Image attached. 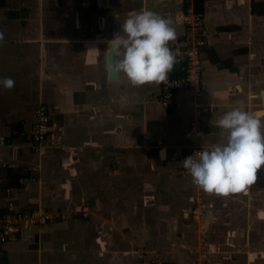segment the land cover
Masks as SVG:
<instances>
[{
  "label": "crops",
  "instance_id": "obj_1",
  "mask_svg": "<svg viewBox=\"0 0 264 264\" xmlns=\"http://www.w3.org/2000/svg\"><path fill=\"white\" fill-rule=\"evenodd\" d=\"M72 1L53 35L20 28L0 40V81H14L11 90L0 84V213L6 189L20 211L65 213L22 227L4 244L3 264H151L157 256L195 264L200 228L217 249L209 264H264V166L245 192H203L183 167L191 91L180 90L165 108L160 84L134 87L106 71L107 42L129 16L151 10L183 36L178 15L186 2ZM193 9L208 41L198 98L207 107L208 150L226 142L216 126L226 112L240 107L264 122V0H193ZM39 104L51 134L38 153L28 136ZM198 192L205 212L195 223ZM84 202L85 217L74 213Z\"/></svg>",
  "mask_w": 264,
  "mask_h": 264
},
{
  "label": "clouds",
  "instance_id": "obj_2",
  "mask_svg": "<svg viewBox=\"0 0 264 264\" xmlns=\"http://www.w3.org/2000/svg\"><path fill=\"white\" fill-rule=\"evenodd\" d=\"M172 23L147 9L129 16L107 42L106 71L117 77L123 73L134 87L168 80L177 62L169 47L178 39ZM0 84L8 90L14 87L8 77ZM216 126L224 131L226 142L185 158L183 167L207 194L228 197L245 192L264 166V122L256 113L237 107L222 115Z\"/></svg>",
  "mask_w": 264,
  "mask_h": 264
},
{
  "label": "built area",
  "instance_id": "obj_3",
  "mask_svg": "<svg viewBox=\"0 0 264 264\" xmlns=\"http://www.w3.org/2000/svg\"><path fill=\"white\" fill-rule=\"evenodd\" d=\"M186 5L178 15V19L185 26L183 36H178L174 42H169V47L176 58V64L169 73L168 80L160 84L161 91L158 97L159 103L169 107L175 95L182 89L191 91V100L195 107V114L189 125V156L198 155L199 151L206 150L203 144V115L207 107L198 102L202 93V75L204 63L202 50L207 45V38L201 25L200 14L193 9V0H184ZM34 122L29 133V140L35 152H40L48 142L51 134L50 118L44 104H39L34 111ZM6 144L4 139L0 140V146ZM8 196L5 209L0 213V264H3L2 249L4 244L17 238L22 227L37 226L49 221L63 219L65 213L49 209H36L32 211H20L12 198L10 189H6ZM88 203L80 205L75 214L87 216ZM205 212L203 197L200 192L193 198V206L190 217L193 222L198 223ZM196 246L193 252L196 254L195 264H209L216 255V247L207 240V230L200 228L196 234ZM151 264H169L163 258L157 256L151 259Z\"/></svg>",
  "mask_w": 264,
  "mask_h": 264
},
{
  "label": "rangeland",
  "instance_id": "obj_4",
  "mask_svg": "<svg viewBox=\"0 0 264 264\" xmlns=\"http://www.w3.org/2000/svg\"><path fill=\"white\" fill-rule=\"evenodd\" d=\"M73 6L72 0H0V34L6 39L27 28L33 34L53 35L56 18Z\"/></svg>",
  "mask_w": 264,
  "mask_h": 264
},
{
  "label": "water",
  "instance_id": "obj_5",
  "mask_svg": "<svg viewBox=\"0 0 264 264\" xmlns=\"http://www.w3.org/2000/svg\"><path fill=\"white\" fill-rule=\"evenodd\" d=\"M109 60H110V58H109ZM107 62H108V57H107ZM111 76V75H110ZM111 77H116V76H111ZM203 129L205 130V127L203 126Z\"/></svg>",
  "mask_w": 264,
  "mask_h": 264
},
{
  "label": "trees",
  "instance_id": "obj_6",
  "mask_svg": "<svg viewBox=\"0 0 264 264\" xmlns=\"http://www.w3.org/2000/svg\"><path fill=\"white\" fill-rule=\"evenodd\" d=\"M195 11V10H194Z\"/></svg>",
  "mask_w": 264,
  "mask_h": 264
}]
</instances>
